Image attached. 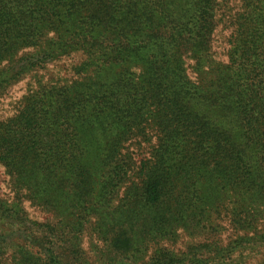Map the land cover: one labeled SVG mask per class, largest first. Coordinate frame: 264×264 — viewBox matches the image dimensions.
Segmentation results:
<instances>
[{
    "label": "trees",
    "instance_id": "1",
    "mask_svg": "<svg viewBox=\"0 0 264 264\" xmlns=\"http://www.w3.org/2000/svg\"><path fill=\"white\" fill-rule=\"evenodd\" d=\"M29 74L0 264H264V0H0V96Z\"/></svg>",
    "mask_w": 264,
    "mask_h": 264
},
{
    "label": "rangeland",
    "instance_id": "2",
    "mask_svg": "<svg viewBox=\"0 0 264 264\" xmlns=\"http://www.w3.org/2000/svg\"><path fill=\"white\" fill-rule=\"evenodd\" d=\"M212 45L213 49L216 50L218 54L222 52V47L224 46V38L223 33L222 31H220L219 28L216 29V31L214 32ZM60 62H53L48 64L47 68L43 71L44 79L48 78V72L45 71H49L55 74L57 73V69L59 67L58 64ZM29 80H32L30 74L28 76L23 77L15 84L11 85L7 89V91L0 96V119L11 115L15 111L20 99L29 89V84H33V82L29 83ZM6 179L7 177L3 171V168L0 167V195L3 196H7L10 193V190L7 187V183L5 182ZM26 209L32 218L42 219L45 215L44 213L40 212L36 207L30 204H26Z\"/></svg>",
    "mask_w": 264,
    "mask_h": 264
}]
</instances>
